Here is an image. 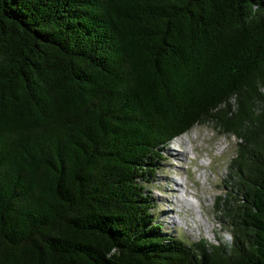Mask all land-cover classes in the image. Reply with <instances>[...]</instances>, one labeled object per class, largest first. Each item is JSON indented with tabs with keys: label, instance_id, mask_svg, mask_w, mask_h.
<instances>
[{
	"label": "trees",
	"instance_id": "trees-1",
	"mask_svg": "<svg viewBox=\"0 0 264 264\" xmlns=\"http://www.w3.org/2000/svg\"><path fill=\"white\" fill-rule=\"evenodd\" d=\"M204 120L231 233L187 243L145 188ZM0 264H264V0H0Z\"/></svg>",
	"mask_w": 264,
	"mask_h": 264
},
{
	"label": "rangeland",
	"instance_id": "rangeland-1",
	"mask_svg": "<svg viewBox=\"0 0 264 264\" xmlns=\"http://www.w3.org/2000/svg\"><path fill=\"white\" fill-rule=\"evenodd\" d=\"M237 140L235 134L221 131L211 120H204L195 122L161 147L145 191L154 204L155 219L162 222L164 231L187 243L201 238L217 242L230 235V226L219 218L221 213L215 202L218 196L225 195L236 177L230 160L236 153ZM174 148L183 155L178 158L170 155ZM202 172L206 173L205 179L200 177ZM174 180L183 182L182 186ZM173 217L179 222L174 223Z\"/></svg>",
	"mask_w": 264,
	"mask_h": 264
},
{
	"label": "bare ground",
	"instance_id": "bare-ground-1",
	"mask_svg": "<svg viewBox=\"0 0 264 264\" xmlns=\"http://www.w3.org/2000/svg\"><path fill=\"white\" fill-rule=\"evenodd\" d=\"M185 144L187 145V147L186 148H190V146H189V144H188V141L186 140L185 141ZM187 153H190L189 152V150L187 151ZM170 155H172V156H174V157H176V158H178L179 156H181V155H183L180 151H178L177 149H171V152H170ZM200 177H202L203 179H205L206 178V173L205 172H202L201 174H200ZM175 184H177L178 186H182V183H178L176 180H174L173 181ZM176 189H178V188H176ZM183 189H185L186 190V188L184 187ZM187 192H189L188 190H186ZM192 205H193V202H192ZM174 221V223H178L179 222V220L178 219H176V218H172Z\"/></svg>",
	"mask_w": 264,
	"mask_h": 264
}]
</instances>
